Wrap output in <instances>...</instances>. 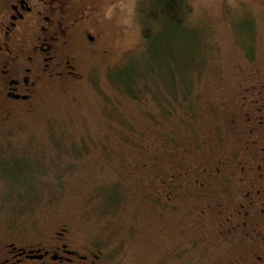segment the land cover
Returning a JSON list of instances; mask_svg holds the SVG:
<instances>
[{
	"label": "rangeland",
	"instance_id": "rangeland-1",
	"mask_svg": "<svg viewBox=\"0 0 264 264\" xmlns=\"http://www.w3.org/2000/svg\"><path fill=\"white\" fill-rule=\"evenodd\" d=\"M187 2L190 31L168 50L162 32L158 44L153 31L143 37L137 0H83L101 37L95 50L79 41L73 49L82 79L48 87L35 112L0 124V239L26 247L67 227L73 247L101 252L99 264L227 261L207 205L230 206V195L218 184L201 193L194 174L177 176L230 157V118L256 113L264 0ZM172 70L186 102L169 110L171 120L151 91L140 106L113 82L152 79L167 97Z\"/></svg>",
	"mask_w": 264,
	"mask_h": 264
},
{
	"label": "flooded vegetation",
	"instance_id": "flooded-vegetation-1",
	"mask_svg": "<svg viewBox=\"0 0 264 264\" xmlns=\"http://www.w3.org/2000/svg\"><path fill=\"white\" fill-rule=\"evenodd\" d=\"M98 30L99 17L83 0H0V124L35 112L48 87L64 90L82 79L73 49L80 42L83 50H95ZM260 88L256 113L246 108L243 122L230 118V157L177 176L181 181L194 174L201 193L218 184L230 195V206L207 205L219 216L223 230L217 237L229 249L227 261L219 264H264V83ZM71 235L64 227L26 247L1 238L0 264H99L101 252L73 247Z\"/></svg>",
	"mask_w": 264,
	"mask_h": 264
},
{
	"label": "trees",
	"instance_id": "trees-1",
	"mask_svg": "<svg viewBox=\"0 0 264 264\" xmlns=\"http://www.w3.org/2000/svg\"><path fill=\"white\" fill-rule=\"evenodd\" d=\"M136 10L140 17L143 37L145 39L149 38L150 32L153 31V33L157 35L154 44H158L160 43V41H158V34L162 32L165 34V47H167L168 50V47H175L179 44L178 39H176L178 33L190 31L191 26L188 22L190 8L187 0H137ZM252 56L253 52L247 54L249 58ZM173 62V70H177L178 62ZM150 70L152 71V68H150ZM173 70L170 71V79L167 80L168 87L165 88L168 94L167 97L162 95V92H155V90L159 88L154 87L152 79H135V76L132 79L128 76L125 77L126 79H113V82L130 101L140 106L145 100L144 92L151 91L153 100L156 102L158 108L162 110V115H165L171 120L173 113L169 110L174 108V106L177 107L181 105V102H186V99L178 98L177 92L181 91V83H176L174 81L173 76L175 71L173 72ZM138 77L140 78V74ZM170 81L171 86L169 89ZM187 105L188 107L191 106L189 103H187ZM142 106V108L146 107V105ZM184 122L183 119H180L177 120L175 124L179 127Z\"/></svg>",
	"mask_w": 264,
	"mask_h": 264
}]
</instances>
